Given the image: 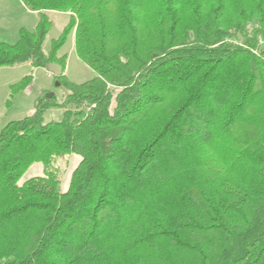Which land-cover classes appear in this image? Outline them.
<instances>
[{
  "label": "trees",
  "instance_id": "obj_1",
  "mask_svg": "<svg viewBox=\"0 0 264 264\" xmlns=\"http://www.w3.org/2000/svg\"><path fill=\"white\" fill-rule=\"evenodd\" d=\"M20 1L37 23L0 67L57 63L67 93L0 131V264H264V0ZM48 12L68 19L45 51Z\"/></svg>",
  "mask_w": 264,
  "mask_h": 264
},
{
  "label": "rangeland",
  "instance_id": "obj_2",
  "mask_svg": "<svg viewBox=\"0 0 264 264\" xmlns=\"http://www.w3.org/2000/svg\"><path fill=\"white\" fill-rule=\"evenodd\" d=\"M52 25L44 41V49L47 51L50 40L56 38L65 23L68 15L59 12H48ZM37 23L35 12L27 10L20 0H0V41L14 44L18 40L19 29L24 27L33 30ZM74 32L69 33L65 43L58 51L59 55L66 54L64 73L75 83H81L94 77V72L84 65L74 52ZM25 76H31L30 83L23 89L11 94V85L19 82ZM54 75L46 68L31 67L28 63L16 66L0 67V131L6 123L12 120H19L33 111L34 102L42 93H52L55 101L60 102L67 93L63 86L56 85ZM63 109L51 107L44 112V122L51 120L58 121L62 117ZM206 162L213 169L222 168L223 159L221 155L209 153ZM78 157L71 155L61 177L60 190H65L69 175L75 167ZM225 166V165H224ZM222 170V169H220ZM223 171V170H222ZM41 174V165L34 163L20 177L21 183L25 179Z\"/></svg>",
  "mask_w": 264,
  "mask_h": 264
},
{
  "label": "water",
  "instance_id": "obj_3",
  "mask_svg": "<svg viewBox=\"0 0 264 264\" xmlns=\"http://www.w3.org/2000/svg\"><path fill=\"white\" fill-rule=\"evenodd\" d=\"M46 69L52 73L54 76H60L63 74V69L62 67L57 64V63H54V62H51V63H47L46 64ZM56 85H59V83L57 82ZM47 98H50L53 96L52 93H46L45 95Z\"/></svg>",
  "mask_w": 264,
  "mask_h": 264
}]
</instances>
